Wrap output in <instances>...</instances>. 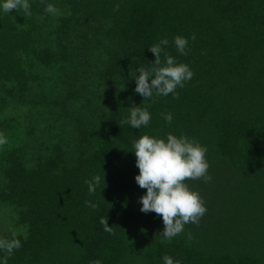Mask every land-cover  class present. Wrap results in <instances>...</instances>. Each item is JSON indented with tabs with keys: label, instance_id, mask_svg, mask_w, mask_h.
<instances>
[{
	"label": "trees",
	"instance_id": "obj_1",
	"mask_svg": "<svg viewBox=\"0 0 264 264\" xmlns=\"http://www.w3.org/2000/svg\"><path fill=\"white\" fill-rule=\"evenodd\" d=\"M28 3L30 16L0 8V224L22 245L8 264H264V0ZM165 38L194 76L178 99L144 100L137 69ZM131 107L148 110L147 126L123 123ZM169 133L207 148L212 177L187 181L207 211L171 241L161 216L140 211L133 147Z\"/></svg>",
	"mask_w": 264,
	"mask_h": 264
},
{
	"label": "clouds",
	"instance_id": "obj_2",
	"mask_svg": "<svg viewBox=\"0 0 264 264\" xmlns=\"http://www.w3.org/2000/svg\"><path fill=\"white\" fill-rule=\"evenodd\" d=\"M0 8L5 13H10L13 9L17 11L22 9L26 16L31 15L28 0H3ZM114 10H119L118 4ZM45 11L51 14L58 13V9L52 4H48ZM195 38L193 34L191 39L194 41ZM188 43L185 37L176 36L174 38L175 47L180 55L188 54L186 51ZM168 44L169 41L165 38L149 47L148 50L154 54L155 60L149 68L139 67L137 69L140 75L135 79V93L142 96L144 100L151 99L154 94L164 97L173 94V99H178L177 88H183L185 83L194 76L187 64L178 63L165 51ZM128 110L130 116L123 123L135 129L149 124L151 115L146 108L131 107ZM164 119L170 125L172 114H165ZM7 142V138L0 133V146ZM133 147L136 167L139 169V175L135 177V181L141 189H146V194L138 201L142 204L140 211L154 212L162 217L164 229L159 236L171 241L173 237L184 231L186 224L199 225L207 209L199 192L193 191L187 181L203 180L205 183L211 181L212 177L208 174L210 165L206 159L207 148L194 138L183 134L177 137L171 133L166 139L152 137L148 134L142 135L133 141ZM85 183L88 184L89 193H94L96 186L101 183V176L97 175L93 180L85 181ZM86 206L97 207L91 202H86ZM99 223L103 226V231L111 235L115 234L113 227L108 226L107 217H102ZM187 238L191 240V233H188ZM21 246L15 233L11 239L0 238V250L6 253L0 264H8V259L14 250H18ZM162 259L164 264H181L180 260L174 261L169 255H164ZM92 264H102V262L97 259Z\"/></svg>",
	"mask_w": 264,
	"mask_h": 264
},
{
	"label": "rangeland",
	"instance_id": "obj_3",
	"mask_svg": "<svg viewBox=\"0 0 264 264\" xmlns=\"http://www.w3.org/2000/svg\"><path fill=\"white\" fill-rule=\"evenodd\" d=\"M3 224H0V238H3L5 232H6V221L1 222Z\"/></svg>",
	"mask_w": 264,
	"mask_h": 264
}]
</instances>
